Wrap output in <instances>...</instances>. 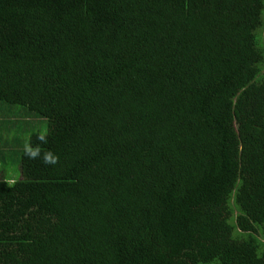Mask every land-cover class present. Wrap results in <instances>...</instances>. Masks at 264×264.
Listing matches in <instances>:
<instances>
[{
	"label": "trees",
	"instance_id": "16d2710c",
	"mask_svg": "<svg viewBox=\"0 0 264 264\" xmlns=\"http://www.w3.org/2000/svg\"><path fill=\"white\" fill-rule=\"evenodd\" d=\"M0 104V264H264V0H0Z\"/></svg>",
	"mask_w": 264,
	"mask_h": 264
},
{
	"label": "rangeland",
	"instance_id": "374dc122",
	"mask_svg": "<svg viewBox=\"0 0 264 264\" xmlns=\"http://www.w3.org/2000/svg\"><path fill=\"white\" fill-rule=\"evenodd\" d=\"M9 110L6 113L4 110L0 111V115H9V119L3 120L0 124V175L17 181L21 179L20 153L29 148L31 134L36 132L46 134L48 128L45 119L33 113L29 114L21 107H11Z\"/></svg>",
	"mask_w": 264,
	"mask_h": 264
},
{
	"label": "crops",
	"instance_id": "0c3cea01",
	"mask_svg": "<svg viewBox=\"0 0 264 264\" xmlns=\"http://www.w3.org/2000/svg\"><path fill=\"white\" fill-rule=\"evenodd\" d=\"M0 177L2 178V179H6L5 177H2L1 175H0ZM1 180V179H0Z\"/></svg>",
	"mask_w": 264,
	"mask_h": 264
}]
</instances>
